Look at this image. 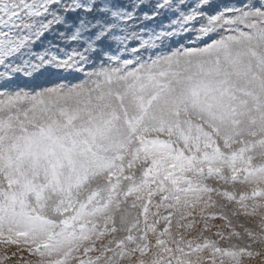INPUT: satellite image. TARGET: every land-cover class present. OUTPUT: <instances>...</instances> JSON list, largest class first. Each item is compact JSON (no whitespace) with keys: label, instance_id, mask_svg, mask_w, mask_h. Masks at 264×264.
Returning <instances> with one entry per match:
<instances>
[{"label":"snow or ice","instance_id":"6c2138e0","mask_svg":"<svg viewBox=\"0 0 264 264\" xmlns=\"http://www.w3.org/2000/svg\"><path fill=\"white\" fill-rule=\"evenodd\" d=\"M0 244L264 264V0H0Z\"/></svg>","mask_w":264,"mask_h":264},{"label":"rangeland","instance_id":"374dc122","mask_svg":"<svg viewBox=\"0 0 264 264\" xmlns=\"http://www.w3.org/2000/svg\"><path fill=\"white\" fill-rule=\"evenodd\" d=\"M183 223V222H181ZM214 225H220L223 222L216 220V221H212L211 222ZM249 223H253L252 221H249ZM158 227H163V225H159ZM215 232V228H213V232L209 231L207 233H204L205 236H208L210 238H213L212 235H214ZM198 233H199V227H197L194 231L188 233L186 232L184 229H177L176 225H175V221H173V227H172V239H197L198 238ZM169 246L171 247H175L174 244H172V240H169ZM12 251H15V246H10L7 249L5 248V246L3 244H0V256H3L5 254V252H7V255L11 256ZM205 259H207V256H205ZM4 264H18L17 261H15L14 259H10L4 262Z\"/></svg>","mask_w":264,"mask_h":264}]
</instances>
